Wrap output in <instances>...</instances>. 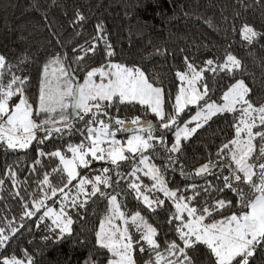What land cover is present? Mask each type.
Wrapping results in <instances>:
<instances>
[{
	"label": "snow or ice",
	"instance_id": "snow-or-ice-1",
	"mask_svg": "<svg viewBox=\"0 0 264 264\" xmlns=\"http://www.w3.org/2000/svg\"><path fill=\"white\" fill-rule=\"evenodd\" d=\"M87 22L77 10L70 22L75 37L83 38ZM205 23L216 30L211 20ZM47 26L65 47L54 25ZM94 29L68 52L49 53L51 40L43 52L25 47L15 59L0 52V151L36 154L26 166L17 159L0 174V193L9 181L21 209L10 217L0 209V250L22 229L32 233L26 225L33 218L35 230L43 226L48 233L43 240L63 243L91 215L96 251L84 264H264V103L253 101L247 80L254 76L232 44L222 52L202 45L213 54L184 56L183 68L166 84L146 65L116 59L102 20ZM13 31L3 30L0 47L8 48L4 40ZM230 32L245 46L264 41V31L239 11ZM226 80L232 82L221 89ZM225 114L232 116V138L215 152L205 145L204 162L186 169L188 141ZM56 141L54 150H45ZM177 170L182 183L169 178ZM0 264L38 261L25 249L19 256L0 251Z\"/></svg>",
	"mask_w": 264,
	"mask_h": 264
},
{
	"label": "trees",
	"instance_id": "trees-1",
	"mask_svg": "<svg viewBox=\"0 0 264 264\" xmlns=\"http://www.w3.org/2000/svg\"><path fill=\"white\" fill-rule=\"evenodd\" d=\"M77 10L88 17V22L82 30L83 38L74 36L70 23ZM237 11L248 22L254 23L258 30L264 31V27H261L264 23V0H259V3L257 0H244V6L237 0H0V35H3L5 28L14 30L8 34L9 39L4 40L8 48L0 47V52L15 59L25 47L32 53H37L38 50L43 52L50 40L53 46H48L49 53L57 50L68 52L74 40L84 43V38L95 35L94 25L102 20L118 51L116 59L129 64H144L167 84L174 79V69L178 68L180 57L189 55L196 58L213 54L202 45L210 47L215 44L218 49L213 51L222 52L224 46L231 43L234 54L244 61L247 72L254 76V79L249 77L247 80L253 87V101L264 103V41L245 46L238 36L232 35L230 22ZM45 14L48 17L47 22L43 18ZM205 20H211L216 30L208 27ZM48 23L54 25V30L64 41L65 47L56 45L55 39L50 35ZM21 36L26 38L25 42L19 41ZM156 49L165 51V55L156 54ZM149 54L151 57L146 59ZM44 58L39 57L41 63ZM231 82L223 81L220 88L224 89L225 85ZM33 86H36L35 79ZM220 95L218 92L214 98L218 100ZM123 114L131 116L141 113L126 111ZM231 124V114H225L223 117L214 118L210 126L199 130L188 141L185 156L182 157L186 169L191 170L204 162L205 145L215 152L216 146L220 145L222 140L232 138L234 133ZM78 139L79 137L73 138L74 141ZM169 139L171 140V137ZM59 143L61 142L56 141L49 144L45 150H54ZM35 155L34 151L27 157L23 153L0 151V174L7 165L13 164L17 159L23 160L26 166ZM24 175L26 173H21L20 179H23ZM169 178L182 183L178 170L171 172ZM12 190L11 183L6 180L5 191L0 193V196L4 197L0 200V209H4L3 214L9 217L19 216L21 211L17 201L9 195ZM129 206L134 210L135 201L130 200ZM158 218L163 220L165 213H160ZM33 221H28L26 225L33 227L32 233L22 229L24 234L19 236L18 240L10 242L6 250L0 251L19 256L27 249L32 252L38 264H84L87 253L96 251L92 245L93 232L89 231L95 228L96 219L91 215L76 225L74 236L63 243H58L55 238L51 241L43 240V236L48 233L44 231L43 226L40 230H35ZM140 264H143L142 260Z\"/></svg>",
	"mask_w": 264,
	"mask_h": 264
},
{
	"label": "rangeland",
	"instance_id": "rangeland-1",
	"mask_svg": "<svg viewBox=\"0 0 264 264\" xmlns=\"http://www.w3.org/2000/svg\"><path fill=\"white\" fill-rule=\"evenodd\" d=\"M212 54H204L200 57H196L197 60H203L204 58L210 57ZM178 68H183V57H180ZM195 108L192 109V112L189 114H194ZM159 163V162H158Z\"/></svg>",
	"mask_w": 264,
	"mask_h": 264
}]
</instances>
